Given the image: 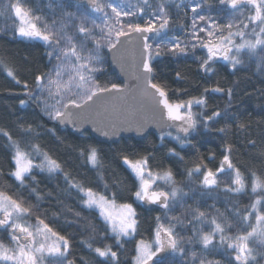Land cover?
<instances>
[{"label":"snow or ice","instance_id":"obj_1","mask_svg":"<svg viewBox=\"0 0 264 264\" xmlns=\"http://www.w3.org/2000/svg\"><path fill=\"white\" fill-rule=\"evenodd\" d=\"M0 3L4 20L0 33L39 41L45 49L48 70L33 73L32 85L22 82L3 61L0 66L22 87L21 108L34 104L54 122L55 127L47 129L52 136L56 137L57 128L82 133L91 125L93 133L111 138L126 130L144 133L154 124L160 132V147L167 140L182 150L194 147L197 135L215 132L223 137L219 167H208L214 153L207 161L200 157L187 169V183H178L171 168L154 171L151 153L130 155L119 150L118 159L130 174L135 191L133 202L118 204L119 193L112 189L121 188L122 182L114 179L110 185L105 181V165L96 146L81 147L78 154L97 172L103 191L73 176L41 144L22 143L24 137L38 139L41 126L18 120L20 139L0 128L10 154L8 178L37 201L32 204L22 192L12 193L7 185L0 186V232L5 234L0 238V264H77L75 258L70 259L72 237L53 226L61 216L68 227L83 224L89 235L81 244L96 258V264H121L125 245L133 241L127 264H220L217 255L225 256L228 264H261L264 170L242 171L232 160L237 144L230 138L234 135L243 141L248 137L246 147L255 150L253 158L264 161V129L258 139L251 138L253 121L244 118L246 101L235 102L238 96L250 98L251 93L240 87V81L228 87L218 82L204 88L198 97L173 101L167 84L156 77V63L164 56L180 63L190 53L195 56L197 51H205L206 56L197 59L198 72L206 76L216 75L213 65L218 60L226 62L233 75L255 64L257 74L264 76V0H47L48 14L43 15L45 9L25 6V0ZM245 56L249 68L244 67ZM110 63L119 64L134 83L102 82L105 65ZM174 79L186 82L188 75L175 70ZM176 91L178 96L187 95L186 89ZM210 94L226 97L223 108L209 107ZM259 94L264 97V89ZM258 114H264V104ZM167 152L169 157L184 159L176 147ZM37 170L49 178L62 177V192L68 197L76 194L80 211L65 205L59 196L51 218L47 210L41 211L39 201L51 198L52 193L41 194L34 186L38 185ZM224 175L229 179L221 181ZM200 176L196 185L193 177ZM29 179L31 184L26 183ZM249 181L256 198L242 208L238 197L247 192ZM208 199L213 203L205 208ZM134 205L155 206L149 210L162 212L155 217L150 240L136 239L140 218ZM178 208L179 214H172ZM69 213L71 220L67 219ZM106 240L114 244L103 243ZM80 264H89V260L81 256Z\"/></svg>","mask_w":264,"mask_h":264},{"label":"trees","instance_id":"obj_2","mask_svg":"<svg viewBox=\"0 0 264 264\" xmlns=\"http://www.w3.org/2000/svg\"><path fill=\"white\" fill-rule=\"evenodd\" d=\"M7 2V0H3ZM47 0H25V6L33 8L45 9L46 13ZM3 7V3H0V8ZM9 23H11L9 21ZM4 20L0 18V27H3ZM45 49L42 43L39 41H28L21 37L13 38L11 34L0 33V61H3L9 67H12L16 72L17 77L23 82L27 81L29 85L34 83V75L38 71H47V59L44 57ZM204 51H197L195 56L191 53L188 59L182 60L180 63H176L173 59H161L156 63V77L159 81L167 84L169 89L170 98L176 101L178 98L187 100L189 97H198L203 92L204 88H211L215 86L218 82L224 86L228 87L234 81H240V87L246 88L249 93H251L250 98L240 97L236 98V103L243 98L246 103L245 107L248 108V113H245V119L253 121V128L251 133V138L259 137L262 129H264V114H258V108L261 104H264V97H261L259 92L264 89V76L257 74L256 65L252 64L249 70H242L233 75L230 71V67L223 62H217L213 65L217 69L216 75L211 77L198 72L199 61L197 57H204ZM27 57V60H25ZM245 68H249L248 59L245 56ZM105 74L100 78L101 81H114L118 82L116 74L111 70L110 65H105ZM180 70L187 73L188 80L177 82L174 79V71ZM177 89L187 90V95L178 96ZM22 87L15 84V82L7 76L6 70L3 66H0V128H5L9 130L14 138L20 139V134L17 130V121L22 119L25 122H30L34 127H38L37 130L40 132L38 139L32 137H24L22 143L27 145L29 143H39L44 150L49 151V153L56 159H58L62 164H64L66 170L71 171L73 176L81 180L84 184L96 188L98 191H103V183L98 180L97 172L83 160L78 152L79 148L87 147L89 145H94L101 151V156L104 162V177L105 181L110 185L114 179H119L122 182L121 188H114L113 191L119 193V199L117 203L123 202H133L134 197L132 193L135 188L132 187V178L130 174L124 170L118 159V151L123 149L128 154L139 153L141 155L146 153H151L154 156L152 160L153 170H159L160 168H171L175 179L178 183H187V169L192 167L195 162H198L200 157L207 158L210 154H215V159L208 162V167L215 170L220 165V161L223 155V137L219 134L212 132L207 133L203 136L197 135L196 139L192 141L194 147H189L186 149H180L179 145L175 142L165 141V146L160 147V135L148 134L143 140L136 141L133 138L120 139L117 143L103 144L94 140L88 133L84 132L78 136H74L66 129L57 128L56 137H60L61 140H57L56 137L52 136L47 129L55 127L54 122L49 120L43 115L41 110L37 108L34 104L26 105L24 108L20 106V99L24 98L22 93ZM210 105L209 107L219 106L223 108L226 97H222L219 94H210ZM255 109V110H254ZM194 111H199L198 108L193 109ZM257 121L261 123L259 126L256 124ZM221 124H217L216 127H221ZM203 131V130H202ZM174 135V134H173ZM236 144L237 150L234 151L232 155V160L234 163L241 167L244 171L248 168L255 170H264V161L256 158L254 159L255 150L246 147L245 137L243 141L238 140L236 136L230 137ZM62 141V142H61ZM69 145L72 148H69ZM169 147H176L180 155L184 157L180 160L177 157H169L167 149ZM9 160L10 154L7 148V141L4 137L0 136V170H3L4 175H0V186L7 185L10 192L20 193L22 192L25 198H30L32 204H36L37 201L35 196H29V191L26 189H21L16 186L15 182L8 178L7 172L9 171ZM38 185V190L41 194L52 193L51 198H46L39 201L41 211L47 210L49 218H51L52 213L56 211V197L59 196L65 205L71 207L74 211H80L79 202L76 198V194L73 193L72 197L66 196L62 189L65 187L62 177L60 178H49L46 173L41 174L38 170L35 173ZM200 177H193L196 185L199 184ZM221 181L229 179V176L224 175L220 177ZM26 183L31 184L32 181L29 179ZM110 194V193H109ZM259 195V194H257ZM256 196L251 193V184L249 181L248 189L245 194H242L239 199L240 207H245L251 203ZM188 204H193L192 200L187 202ZM213 200L208 199L207 205H211ZM136 206V205H134ZM217 206L223 209V205L217 202ZM137 212L140 218V234L136 239L143 237L144 239H151L152 229L155 227V217L157 215H162L161 211L158 210H145L141 206H136ZM181 209H177L175 213L179 214ZM84 216L95 217V214L83 212ZM67 219H73L72 215L67 214ZM96 223V220L93 219ZM53 226L61 231L62 234L72 237V249L71 258H75L77 264H80V257L84 256L89 260V264H96V258L88 252V250L81 244V240L87 239L89 233L85 231L83 224L74 225L68 227L65 223V217L61 216L58 223H54ZM98 228H102V224L97 225ZM190 229L187 234H190ZM5 234L0 232V238H3ZM8 241L5 240V243ZM100 241L97 240V244ZM103 243H112V240L103 241ZM135 242L126 244L122 254L120 256L121 264H127L130 261V255L132 249H134ZM227 255V254H225ZM216 259L220 260V264H228V259L225 256L217 255ZM234 264V262H233ZM264 264V260L261 261Z\"/></svg>","mask_w":264,"mask_h":264},{"label":"water","instance_id":"obj_3","mask_svg":"<svg viewBox=\"0 0 264 264\" xmlns=\"http://www.w3.org/2000/svg\"><path fill=\"white\" fill-rule=\"evenodd\" d=\"M86 2H87V0H81V3H86ZM109 60H110V57H109ZM109 65H110L111 70L116 74L117 79L121 85H123L126 81H128L129 83H134V81H130L128 79L127 71L122 70L119 64L110 63ZM85 127L88 128V131H83L82 133H84V132L88 133L94 140H96L99 143H103V144H110V143H112L113 140L118 142L120 139H126V138H133L136 141H141L148 134H151V133L156 134V135H160L159 130L157 129V127L154 124H149L145 128L144 133L138 134L134 130H126V131L119 132L115 137H111V138L100 136L98 133H93L91 131V125H86ZM59 129H61V128H59ZM63 129H66L68 132H70L74 136H78V135L82 134V133H76V132L72 131L71 128H63ZM173 134L174 135L176 134L175 131H173ZM141 207L145 210L155 209V206L145 205V206H141ZM156 210L160 211L159 209H156Z\"/></svg>","mask_w":264,"mask_h":264},{"label":"flooded vegetation","instance_id":"obj_4","mask_svg":"<svg viewBox=\"0 0 264 264\" xmlns=\"http://www.w3.org/2000/svg\"><path fill=\"white\" fill-rule=\"evenodd\" d=\"M225 22H227L226 18H225ZM205 56H206V52H205ZM164 58H166V59H172V57H170V56H164V57L159 58L158 61H160L161 59H164ZM217 62H223V61L222 60H218Z\"/></svg>","mask_w":264,"mask_h":264},{"label":"rangeland","instance_id":"obj_5","mask_svg":"<svg viewBox=\"0 0 264 264\" xmlns=\"http://www.w3.org/2000/svg\"><path fill=\"white\" fill-rule=\"evenodd\" d=\"M246 14H247V11H246ZM223 63L227 65V63H226V62H224V61H223ZM253 222H254V217H253Z\"/></svg>","mask_w":264,"mask_h":264}]
</instances>
